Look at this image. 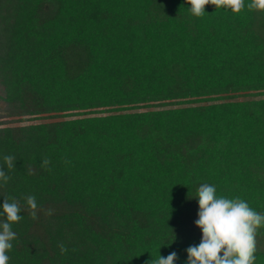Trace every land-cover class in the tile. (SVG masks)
Returning a JSON list of instances; mask_svg holds the SVG:
<instances>
[{"label":"trees","instance_id":"obj_1","mask_svg":"<svg viewBox=\"0 0 264 264\" xmlns=\"http://www.w3.org/2000/svg\"><path fill=\"white\" fill-rule=\"evenodd\" d=\"M190 7L0 0V211L24 208L9 264H186L202 183L264 213V12ZM27 195L53 215L33 221Z\"/></svg>","mask_w":264,"mask_h":264},{"label":"clouds","instance_id":"obj_2","mask_svg":"<svg viewBox=\"0 0 264 264\" xmlns=\"http://www.w3.org/2000/svg\"><path fill=\"white\" fill-rule=\"evenodd\" d=\"M191 6L190 13L195 17H203L205 7L214 5L216 11L231 10L240 14L244 9L248 11L264 12V0H187ZM16 158L13 155L3 156V165H0V188L6 187L10 176L5 171L15 168ZM68 163V161H65ZM51 161L45 157L41 167L51 172ZM32 175L33 169L28 168ZM199 203L196 226L202 231V239L198 245H190L187 249L186 264H254L257 250L258 230L264 228V213L254 210L249 203L240 198H228L218 195L215 185L202 183L197 189ZM27 210L33 221L38 219V212L53 215V209H42L33 195L24 197ZM24 211L20 201L14 197H4L2 211H0V264H9L10 256L7 254L13 249V241L17 234L12 230L14 223L23 219L20 213ZM61 254L68 251L64 244H60ZM75 250V249H73ZM176 252L166 257L158 253L147 264H176Z\"/></svg>","mask_w":264,"mask_h":264}]
</instances>
